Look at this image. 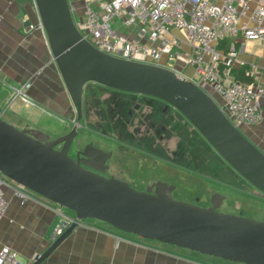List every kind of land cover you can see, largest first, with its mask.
I'll use <instances>...</instances> for the list:
<instances>
[{
  "label": "water",
  "instance_id": "obj_1",
  "mask_svg": "<svg viewBox=\"0 0 264 264\" xmlns=\"http://www.w3.org/2000/svg\"><path fill=\"white\" fill-rule=\"evenodd\" d=\"M37 21L47 35L53 62L67 90L71 130L55 139L19 128L0 113V173L74 213L75 220L27 264H43L86 219L106 222L143 239L245 264H264V221L203 207L163 190H139L83 167L68 153L78 134L84 87H105L147 94L175 106L229 165L215 176L229 186L238 178L264 194V151L226 115L210 90L162 65L105 53L82 34L69 0H34ZM63 142L58 149L55 146ZM159 188V185H157ZM221 198H219L220 200Z\"/></svg>",
  "mask_w": 264,
  "mask_h": 264
},
{
  "label": "built area",
  "instance_id": "obj_2",
  "mask_svg": "<svg viewBox=\"0 0 264 264\" xmlns=\"http://www.w3.org/2000/svg\"><path fill=\"white\" fill-rule=\"evenodd\" d=\"M69 3L82 34L99 50L181 73L210 90L238 127L262 121L263 89L254 82L236 79L232 67L238 54L234 40L264 41V0H69ZM78 10L82 25L77 20ZM29 27L43 29L40 22L30 23ZM228 41L229 47L223 48ZM187 68L193 72L188 73ZM252 72L248 69L245 74L251 77ZM30 86V80L14 86V98L25 97ZM7 184L23 202L55 203L0 174V220L9 206L4 193ZM65 209L57 204L62 218L54 228L55 235L76 219L74 213L69 215ZM27 263L10 246L0 248V264Z\"/></svg>",
  "mask_w": 264,
  "mask_h": 264
},
{
  "label": "crops",
  "instance_id": "obj_3",
  "mask_svg": "<svg viewBox=\"0 0 264 264\" xmlns=\"http://www.w3.org/2000/svg\"><path fill=\"white\" fill-rule=\"evenodd\" d=\"M37 21L34 0H0V113L10 114L19 128L41 130L30 108L54 115L65 123L73 107L67 101V90L53 62L47 35L42 28L31 29ZM182 35L180 31H175ZM237 58L233 67L253 70L252 82L263 89L260 96L262 121L241 126L243 132L264 151V41L238 38ZM230 42L222 47L227 49ZM192 73L191 68H187ZM30 80L25 97H15L14 86ZM20 98L17 102L15 99ZM60 110L66 113H61ZM11 122V121H9ZM8 209L0 220V248L8 245L19 259L30 262L52 242L55 226L61 221L57 204L21 201L10 184L4 186ZM69 215L71 211L65 210ZM43 264H209L115 229L110 224L86 219L66 237Z\"/></svg>",
  "mask_w": 264,
  "mask_h": 264
},
{
  "label": "flooded vegetation",
  "instance_id": "obj_4",
  "mask_svg": "<svg viewBox=\"0 0 264 264\" xmlns=\"http://www.w3.org/2000/svg\"><path fill=\"white\" fill-rule=\"evenodd\" d=\"M61 113H66L60 110ZM73 116V113L66 114ZM68 129L52 136L46 131L35 130L55 140L67 134ZM63 142L55 147L60 149ZM68 153L88 170L108 178L128 182L139 190L155 193L165 191L171 197L191 204L220 209L225 195L216 191L204 203L202 197L194 198L176 194V185L167 178H157L146 183L133 170H145L148 159L158 161L161 167L175 173H186L229 186L200 170H209L215 176L219 169H229L228 163L212 148L191 122L172 104L143 93L125 91L88 82L84 87L83 110L78 134L69 146ZM132 156L136 165L127 161ZM249 184L238 178L235 185ZM159 185V188H157ZM233 185V186H235ZM230 186V187H233ZM219 198H221L219 200Z\"/></svg>",
  "mask_w": 264,
  "mask_h": 264
},
{
  "label": "rangeland",
  "instance_id": "obj_5",
  "mask_svg": "<svg viewBox=\"0 0 264 264\" xmlns=\"http://www.w3.org/2000/svg\"><path fill=\"white\" fill-rule=\"evenodd\" d=\"M75 5L79 7V4L77 2H75ZM77 20L79 21V24L82 25L83 19L80 10L77 11ZM12 92L14 94L13 90ZM19 99L20 98L15 99V102H17ZM29 111L32 117L37 118V123L39 124V126H41L40 128H42L52 136H57L68 129V124L64 127V129H62L61 122L56 119L54 115L44 113L34 107H31ZM1 115L3 119L11 121L10 123L13 122L19 124V122L10 114ZM126 159L132 165L140 163L130 155ZM161 166L162 164L158 161L148 159V161L145 162V170H133V172L143 177V180H145L146 183H150L161 177L167 178L170 182L176 185L178 189L176 194L190 197L191 199L194 198L195 195H199L202 197L204 203H207L212 193L219 191L220 193L225 195V199L220 206V211L233 214H241L246 217L264 221V194L260 193L254 186L250 184H240L233 187L223 186L202 177L188 175L182 172L175 173L172 171H168ZM157 242L162 246L169 247L177 252L184 253L186 256H191L200 262L209 264H245L202 254L197 251L165 244L159 241Z\"/></svg>",
  "mask_w": 264,
  "mask_h": 264
},
{
  "label": "trees",
  "instance_id": "obj_6",
  "mask_svg": "<svg viewBox=\"0 0 264 264\" xmlns=\"http://www.w3.org/2000/svg\"><path fill=\"white\" fill-rule=\"evenodd\" d=\"M236 49H239V45H235ZM246 73V67L241 66V67H232V74L236 79L247 81V82H252V78Z\"/></svg>",
  "mask_w": 264,
  "mask_h": 264
}]
</instances>
